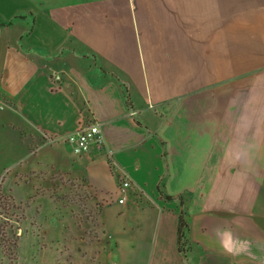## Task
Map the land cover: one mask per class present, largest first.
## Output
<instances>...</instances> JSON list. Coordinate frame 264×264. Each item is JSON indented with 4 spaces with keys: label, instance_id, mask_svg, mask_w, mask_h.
I'll use <instances>...</instances> for the list:
<instances>
[{
    "label": "crops",
    "instance_id": "obj_1",
    "mask_svg": "<svg viewBox=\"0 0 264 264\" xmlns=\"http://www.w3.org/2000/svg\"><path fill=\"white\" fill-rule=\"evenodd\" d=\"M168 2L150 22L151 0H0V169L96 189L98 264H264V0ZM87 119L104 142L76 153ZM118 173L142 205L117 203Z\"/></svg>",
    "mask_w": 264,
    "mask_h": 264
},
{
    "label": "rangeland",
    "instance_id": "obj_2",
    "mask_svg": "<svg viewBox=\"0 0 264 264\" xmlns=\"http://www.w3.org/2000/svg\"><path fill=\"white\" fill-rule=\"evenodd\" d=\"M151 3L150 22H170L168 0ZM182 9L173 4V22L184 20ZM9 172L0 169V264H98L109 247L98 191L62 174H21L26 183L14 184Z\"/></svg>",
    "mask_w": 264,
    "mask_h": 264
},
{
    "label": "built area",
    "instance_id": "obj_3",
    "mask_svg": "<svg viewBox=\"0 0 264 264\" xmlns=\"http://www.w3.org/2000/svg\"><path fill=\"white\" fill-rule=\"evenodd\" d=\"M59 78L60 75H56V79L58 80ZM65 142L72 146L76 153L82 154L89 152L93 145H101L104 142V136L100 124L94 120L87 119L80 124L77 130L70 132L66 136ZM114 168L112 165L111 169L115 170ZM116 177L117 203L126 204L128 200L132 199L142 205V190L135 186L130 177L126 173H118ZM185 231L186 229H184L182 236H178V247L184 256L188 249Z\"/></svg>",
    "mask_w": 264,
    "mask_h": 264
},
{
    "label": "clouds",
    "instance_id": "obj_4",
    "mask_svg": "<svg viewBox=\"0 0 264 264\" xmlns=\"http://www.w3.org/2000/svg\"><path fill=\"white\" fill-rule=\"evenodd\" d=\"M236 159H240L239 153L236 154ZM216 235L219 238L221 248L232 255H240L247 251L248 242L238 238H234L233 232L229 228L216 229Z\"/></svg>",
    "mask_w": 264,
    "mask_h": 264
},
{
    "label": "trees",
    "instance_id": "obj_5",
    "mask_svg": "<svg viewBox=\"0 0 264 264\" xmlns=\"http://www.w3.org/2000/svg\"><path fill=\"white\" fill-rule=\"evenodd\" d=\"M187 228V222L184 218V214L183 212L180 213L179 215V224H178V236H182V234L184 233V229Z\"/></svg>",
    "mask_w": 264,
    "mask_h": 264
}]
</instances>
